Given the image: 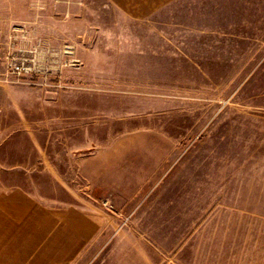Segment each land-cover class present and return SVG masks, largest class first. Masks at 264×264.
Listing matches in <instances>:
<instances>
[{
  "label": "rangeland",
  "instance_id": "374dc122",
  "mask_svg": "<svg viewBox=\"0 0 264 264\" xmlns=\"http://www.w3.org/2000/svg\"><path fill=\"white\" fill-rule=\"evenodd\" d=\"M13 186L101 215L72 264H264V0H0Z\"/></svg>",
  "mask_w": 264,
  "mask_h": 264
},
{
  "label": "crops",
  "instance_id": "0c3cea01",
  "mask_svg": "<svg viewBox=\"0 0 264 264\" xmlns=\"http://www.w3.org/2000/svg\"><path fill=\"white\" fill-rule=\"evenodd\" d=\"M147 17L180 0H107ZM101 215L77 205L53 208L19 186L0 189V264H72L102 233Z\"/></svg>",
  "mask_w": 264,
  "mask_h": 264
},
{
  "label": "built area",
  "instance_id": "2783aa9c",
  "mask_svg": "<svg viewBox=\"0 0 264 264\" xmlns=\"http://www.w3.org/2000/svg\"><path fill=\"white\" fill-rule=\"evenodd\" d=\"M35 59V55H20L18 58L15 56L7 58V75L9 77H13L16 80L43 75V72Z\"/></svg>",
  "mask_w": 264,
  "mask_h": 264
}]
</instances>
